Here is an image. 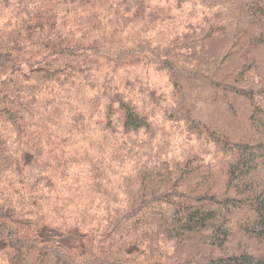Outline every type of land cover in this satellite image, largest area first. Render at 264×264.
Instances as JSON below:
<instances>
[{"label": "trees", "instance_id": "1", "mask_svg": "<svg viewBox=\"0 0 264 264\" xmlns=\"http://www.w3.org/2000/svg\"><path fill=\"white\" fill-rule=\"evenodd\" d=\"M0 14V264H264V0H0ZM87 133L120 181L83 231L45 209Z\"/></svg>", "mask_w": 264, "mask_h": 264}, {"label": "rangeland", "instance_id": "2", "mask_svg": "<svg viewBox=\"0 0 264 264\" xmlns=\"http://www.w3.org/2000/svg\"><path fill=\"white\" fill-rule=\"evenodd\" d=\"M5 17L0 14V26L5 23ZM175 27L164 25L152 34L157 37L171 35ZM144 68L135 70L141 75H147ZM149 77L154 84L165 85L167 82V77L161 73L152 72ZM63 135L70 138L67 132H63ZM72 144L73 141L69 149L83 155L84 159L68 169L65 180H57L55 194L49 201L51 206L45 211L48 217L54 215L52 224L77 225L86 231L90 226L96 227L105 222L110 209L117 204V185L120 180L99 166L100 145L93 134L87 133L84 139L77 141L76 146ZM99 167L105 172H101Z\"/></svg>", "mask_w": 264, "mask_h": 264}]
</instances>
